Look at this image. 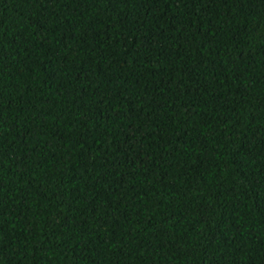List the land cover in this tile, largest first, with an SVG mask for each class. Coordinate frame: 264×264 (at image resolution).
<instances>
[{
  "label": "trees",
  "instance_id": "1",
  "mask_svg": "<svg viewBox=\"0 0 264 264\" xmlns=\"http://www.w3.org/2000/svg\"><path fill=\"white\" fill-rule=\"evenodd\" d=\"M0 264H264V0H0Z\"/></svg>",
  "mask_w": 264,
  "mask_h": 264
}]
</instances>
